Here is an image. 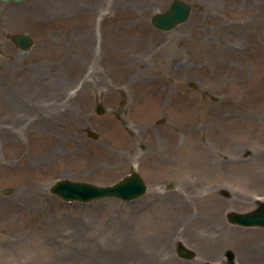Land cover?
<instances>
[{
  "label": "rangeland",
  "instance_id": "obj_1",
  "mask_svg": "<svg viewBox=\"0 0 264 264\" xmlns=\"http://www.w3.org/2000/svg\"><path fill=\"white\" fill-rule=\"evenodd\" d=\"M142 1L150 2L0 1V96L10 104L0 110V127L35 131L18 135L16 146L0 133V264H224L227 250L236 264H264V228L226 219L264 201V0H183L191 5L190 15L167 32L156 29L150 18L173 0L147 4L140 20L123 14L129 6L137 11ZM90 16L93 32L86 28ZM137 21L147 33L126 32ZM74 28L83 31L77 34ZM17 33L32 38L28 52L12 43L10 36ZM154 45L166 47L161 50L168 62L162 67L147 56L157 50ZM127 56L141 61L128 77L145 81L169 75L168 110L153 109L142 122L138 119L132 89L117 84ZM15 94L22 103L11 101ZM44 105L53 106L48 132L32 124V115ZM200 108L208 116L192 120L189 134L181 130L178 138L166 136ZM214 117L219 126H213ZM145 122L153 134L143 129ZM89 130L98 138H90ZM190 136L204 149L202 157L241 156L244 165L198 174L193 164L201 157L180 158L192 150ZM149 152L163 154L157 166ZM133 169L148 190L130 202L67 203L49 191L59 179L104 185ZM190 176L196 183L191 192L184 191L190 209L180 206L176 212L171 194L185 190ZM4 189L10 192L3 194ZM210 211L217 215L206 218ZM178 216L184 232L180 223L172 224ZM164 218L170 224L160 221ZM209 234L217 236L215 243ZM178 243L194 250L195 257H179Z\"/></svg>",
  "mask_w": 264,
  "mask_h": 264
},
{
  "label": "bare ground",
  "instance_id": "obj_2",
  "mask_svg": "<svg viewBox=\"0 0 264 264\" xmlns=\"http://www.w3.org/2000/svg\"><path fill=\"white\" fill-rule=\"evenodd\" d=\"M58 1H61V0H58ZM148 1V0H146ZM151 3V5H154L156 3H163L165 4L166 3V0H149ZM57 2V0H56ZM89 2V1H88ZM149 3H144V1H142L138 7V10L136 11V9L134 7H126L124 9V12L123 14L124 15H127L128 17L130 18H134L135 20H140V14L142 12H145L146 10H148V5ZM58 4V2H57ZM155 9V8H154ZM81 12L77 11L76 14H80ZM74 14H72L71 16H73ZM93 22L92 21V16L88 17V22L87 23H91ZM128 27H125L126 29V32H129L131 29L132 30H137L139 31L138 33L142 34V33H147L148 32V28L145 26L144 23L139 24V21H137V25H127ZM89 31L93 32L92 28H94V25L93 23H91L90 26H87L86 27ZM75 29V32L77 34H79L80 32L83 31V28L81 29H78V28H74ZM83 36H79V38L81 39ZM79 41V44H82V42L80 40ZM165 46H160V47H157V45H154V48H157V50L153 51L151 50L147 56L150 57L151 61H154L156 62L160 67H162L163 65H166V63L168 62L167 59L163 58L164 55H167V52H162V48H164ZM87 48L85 51H89L90 54L92 56H94V53L91 52V50L88 48V47H85ZM166 48V47H165ZM145 51V50H144ZM160 58H163L160 60ZM126 59H132L131 57L127 56ZM124 60V65H122V68L120 69V73L122 74L121 77H120V83L118 82L117 84H126L127 86H129L131 89H132V92H133V95L134 98L133 99V105L135 104V108H137V110H134L133 108L134 107H129V106H125V109L126 110H134L136 111V114L138 117V119L142 122V119L141 116L143 115H147V112L148 111H152L154 109V111H166L169 109V106H168V102H171V97H172V92L170 90V85H172V80L171 78L169 77V75H166V78H164L163 74H161V77H150L149 79H145V81H137V78H133V77H128L133 73V68L135 66L138 65V67H140L139 65L141 64V61L139 60H135L134 58L132 60ZM160 60V61H159ZM159 61V63H158ZM81 67V66H80ZM81 70V69H80ZM160 70H162V68H160ZM178 69L175 70V72H173L174 75H178L176 73H178ZM162 72V71H161ZM89 73V72H88ZM90 75H92V72H90ZM89 76V75H88ZM146 77H149V76H146ZM164 79H163V78ZM84 81L89 84L90 80L87 78V77H84ZM112 87V88H111ZM114 88V85L110 86V90L108 93L110 96H112L114 93H113V89ZM82 91V90H81ZM80 91V93H81ZM113 93V94H112ZM20 95L18 94H15L14 96H11V101L14 103V102H21L22 103V99L21 97H19ZM175 96V95H174ZM173 96V97H174ZM72 100L71 96L68 97V98H65L64 101H63V105H66L68 102H70ZM152 100L154 102H152ZM20 104V103H19ZM10 107V104L7 102L0 96V110H7L8 108ZM148 108H152L150 110H147ZM52 111H53V106L52 105H44L43 108H40L38 112H35V115H32V120L35 121L34 123L32 124H35V123H38L40 126V128H38V130L40 132H48L49 130V124H51L52 122V119L51 116H52ZM57 112L59 111H62L61 109H56ZM60 113V112H59ZM149 114V113H148ZM26 114H24V117H25ZM192 115H195V117H193L192 119H186L184 120V122H182L183 124V127H171V129L169 130H166L164 133L166 134V136L168 135H172V136H175V138H178V135L180 134V131H188V134H189V126H191L193 124V121L197 116L199 117H207L208 116V112L206 111V109L204 108H200L197 110L196 113L192 114ZM2 118H0L1 120ZM225 119L227 118H224L222 120H220V124L221 122H223ZM31 121V120H30ZM31 121V122H33ZM2 124V123H1ZM212 124L213 126H219L216 122V119L214 117V120L212 121ZM3 126V125H1ZM31 126V125H29ZM37 126V125H36ZM4 128L0 129L2 132L0 133H3L6 135V138L8 139L9 142H11L12 146H16V144H14V141L15 143H17L18 141V135L20 134H27L29 132H32V134L35 132L33 130H29V128H25V127H22L20 129H15L14 127H7L6 125L3 126ZM142 127L143 129H145L148 133H151L149 132L150 128H151V125L148 124V123H143L142 124ZM175 128V129H173ZM211 132H214L213 129H211ZM153 134V133H151ZM39 136V135H38ZM154 136V135H152ZM195 141V138L190 136V139H189V144L193 145L192 147V150H190L189 152L181 155L182 157H180L182 160H186L187 161V158H200V161H196V164H193L194 167L193 169L197 170V173L198 174H202V175H212L213 173H216V172H219L218 169H221V168H226L231 171V170H235V169H238L240 167H242V163H244V160L241 158V156H238V157H233V158H222V159H214V157H211L210 155L209 156H206V157H202V152H201V149L204 150L202 147L200 149V144H193ZM150 144L154 146H156L157 144V139L155 137H152L151 140H150ZM231 144V143H230ZM229 144V145H230ZM53 146L52 144H49L47 145V149H51L50 147ZM177 146V145H175ZM21 148L19 147V150ZM150 149H152V147H150ZM52 151H55V150H51L49 153H51ZM240 150L237 151V154L239 153ZM149 152V154H146L147 157L153 162L156 164L157 166V163L161 160V157L163 156V154H161V152H153L151 153ZM27 154V153H26ZM24 154V155H26ZM23 155V156H24ZM43 158V157H42ZM41 159V158H40ZM35 161H38V159H35ZM246 162L248 161H245V164H247ZM154 164V165H155ZM247 166V165H246ZM245 166V167H246ZM244 167V168H245ZM192 177H188V183H184L186 184V187H185V190H176L174 191V193L171 194V196L173 197L171 199V201H173V205L171 206L172 210L176 211L178 210V208L181 206L182 208H184L185 210L187 209L188 206V199L184 193V191L187 193L188 191L191 192L193 189L196 188V183L194 180H191ZM155 197L158 198V195L155 194ZM200 197V196H199ZM216 200V199H215ZM202 201V200H201ZM161 205V204H159ZM158 205V206H159ZM208 205V204H207ZM207 205H204L203 206V210L204 208H206ZM190 209V207H189ZM208 215L206 216V218H213L215 215H217L216 213L210 211V212H207ZM183 220V217L182 216H178L174 222L172 224H175L178 222V224L180 223V228H181V231L184 232L183 230H185V227L184 225L181 223ZM161 222H165L166 224H170L169 221H166V218L164 219H161L160 220ZM164 226H168V225H164ZM168 228H170V225L168 226ZM186 231V230H185ZM168 235V233H166L164 235V237H166ZM169 236V235H168ZM207 238L215 243L217 241V236L214 235V234H209L207 236ZM121 259V257H120Z\"/></svg>",
  "mask_w": 264,
  "mask_h": 264
},
{
  "label": "water",
  "instance_id": "obj_3",
  "mask_svg": "<svg viewBox=\"0 0 264 264\" xmlns=\"http://www.w3.org/2000/svg\"><path fill=\"white\" fill-rule=\"evenodd\" d=\"M3 2H21L24 0H0ZM191 7L188 3L182 0H174L170 8L164 13H158L152 16L151 23L159 30L169 31L176 28L178 25L187 21ZM10 39L18 49L28 51L32 45V39L26 34H13ZM103 109L98 108L97 114H102ZM88 136L96 139L98 134L94 131H89ZM146 185L136 171H131L130 174L123 176L117 182L106 185H95L88 182L72 181L69 179H61L54 182L49 188L50 192L65 202H82L87 203L96 199L115 197L123 201L135 200L146 192ZM9 189H4L3 194H8ZM227 219L230 223L243 226L253 227L258 226L264 228V202L260 203L257 208L250 212L228 213ZM177 252L180 257L191 259L195 253L191 249L179 244ZM227 261L225 264H235L234 255L231 250L226 252ZM206 264H214L207 262Z\"/></svg>",
  "mask_w": 264,
  "mask_h": 264
}]
</instances>
